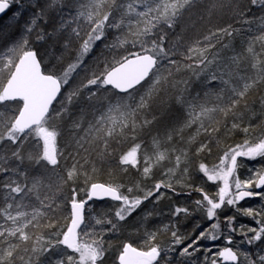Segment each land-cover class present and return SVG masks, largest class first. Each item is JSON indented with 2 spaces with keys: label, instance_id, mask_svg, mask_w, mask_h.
<instances>
[{
  "label": "snow or ice",
  "instance_id": "1",
  "mask_svg": "<svg viewBox=\"0 0 264 264\" xmlns=\"http://www.w3.org/2000/svg\"><path fill=\"white\" fill-rule=\"evenodd\" d=\"M109 256L264 264V0H0V264Z\"/></svg>",
  "mask_w": 264,
  "mask_h": 264
},
{
  "label": "rangeland",
  "instance_id": "2",
  "mask_svg": "<svg viewBox=\"0 0 264 264\" xmlns=\"http://www.w3.org/2000/svg\"><path fill=\"white\" fill-rule=\"evenodd\" d=\"M237 139H239V137ZM254 166L258 167L259 166V163H255L254 162ZM241 171H242V173H245L246 174V169H242ZM195 198H198V196L197 197H194L193 199H195ZM168 204H169V201L165 200V201H163L161 203L160 208L163 211L167 212V210H168ZM255 206H258V205H255ZM241 222L251 223V221H248L247 218H241ZM189 227H190V225H189ZM128 236H129V233L128 232H125L124 233V237H128ZM131 239H135V236H132ZM137 243H140V241L137 240ZM113 259H114V257L109 256L108 260L106 261V264H112Z\"/></svg>",
  "mask_w": 264,
  "mask_h": 264
},
{
  "label": "trees",
  "instance_id": "3",
  "mask_svg": "<svg viewBox=\"0 0 264 264\" xmlns=\"http://www.w3.org/2000/svg\"><path fill=\"white\" fill-rule=\"evenodd\" d=\"M6 19V18H5ZM98 180L100 181H107L110 179V177L107 175V173H103V174H100L98 177H97ZM194 197H197L196 195L193 196Z\"/></svg>",
  "mask_w": 264,
  "mask_h": 264
}]
</instances>
